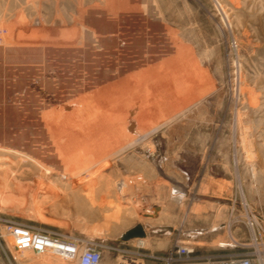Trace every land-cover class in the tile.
Instances as JSON below:
<instances>
[{
    "label": "rangeland",
    "instance_id": "obj_1",
    "mask_svg": "<svg viewBox=\"0 0 264 264\" xmlns=\"http://www.w3.org/2000/svg\"><path fill=\"white\" fill-rule=\"evenodd\" d=\"M0 218L91 241L102 264H264V0H0ZM176 244L194 252L167 262ZM0 264L67 263L0 238Z\"/></svg>",
    "mask_w": 264,
    "mask_h": 264
},
{
    "label": "built area",
    "instance_id": "obj_2",
    "mask_svg": "<svg viewBox=\"0 0 264 264\" xmlns=\"http://www.w3.org/2000/svg\"><path fill=\"white\" fill-rule=\"evenodd\" d=\"M0 218V222H1ZM0 238H7L11 250L20 254L51 255L67 264H102V248L88 240L73 236H63L60 233L49 232L40 228L23 224H10L1 227ZM174 253L166 259L174 260L173 254L186 259L194 252L186 246L176 244ZM214 264V263H213ZM217 264H253L248 256H242L234 261H221Z\"/></svg>",
    "mask_w": 264,
    "mask_h": 264
},
{
    "label": "bare ground",
    "instance_id": "obj_3",
    "mask_svg": "<svg viewBox=\"0 0 264 264\" xmlns=\"http://www.w3.org/2000/svg\"><path fill=\"white\" fill-rule=\"evenodd\" d=\"M115 13H117V12H115ZM120 13H121V12H120ZM120 13H119V14H120ZM121 14H122V13H121ZM124 14H125V13H124ZM128 14H129V11H128ZM115 15H117V14H115ZM115 15H114V16H115ZM117 16H118V15H117ZM126 16H127V15H126ZM126 16H125V18H126ZM128 16H129V15H128ZM115 17H116V16H115ZM119 17H121V19H122V16H119ZM129 17H130V16H129ZM116 18H118V17H116ZM116 18H115V19H116ZM127 18H128V17H127ZM123 19H124V16H123ZM129 19H130V18H129ZM117 20H118V19H117ZM117 20H116V21H117ZM126 20H128V19H126ZM104 21H105V20H104ZM112 21H115V20H112ZM116 21H115V22H116ZM118 21H120V20H118ZM106 22L108 23L109 20H107ZM20 23H21V24L23 23L22 25H24V23H26V22H24V20H23V21L20 22ZM111 23H113V22H111ZM123 23H124V22H123ZM17 24H18V23H16V25H17ZM29 24H31V23H29ZM113 24H114V23H113ZM119 24H120V22H119ZM14 25H15V21H14ZM104 25H105V24H104ZM104 25L101 26V27H103L102 29L104 30V32H105V34H106V36H107V38H108V37H110V30H109V28H108L107 26H104ZM109 25H110V24H109ZM117 25H118V24H117ZM7 26H8V25H7ZM11 26H13V25H11ZM25 26H26V25H25ZM25 26H24V27H25ZM29 26H30V25H29ZM113 26H114V25H113ZM125 26H126V24H125ZM125 26H124V27H125ZM14 27H16V26H13V28H14ZM26 27H27V26H26ZM30 27H31V26H30ZM118 27H119V26H118ZM120 27H121V26H120ZM124 27H122V28L124 29ZM126 27H128V26H126ZM126 27H125V28H126ZM9 29H11V28H9ZM25 29H26V28H25ZM119 29H120V28H119ZM23 30H24V29H23ZM34 30H35V28L33 29V31H34ZM116 30H117V29H116ZM116 30H115V32H116ZM121 30H122V29H121ZM121 30H120V31H121ZM125 30H127V28H126ZM8 31H9V30H8ZM30 31H31V29H30ZM33 31H31V32H33ZM112 31H114V30H112ZM6 32H7V31H6ZM10 32H11V31H10ZM31 32H29V35H28L29 38H30ZM35 32H36V31H35ZM115 32H114V33H115ZM122 32H123V30H122ZM126 32L129 33L130 31L128 30V31H126ZM7 33H8V32H7ZM12 33H13V31L11 32V34H12ZM20 33H21V32H20ZM119 33H120L119 35L121 36V35H122L121 32H119ZM127 33H125V34H127ZM8 34H9V33H8ZM33 34H34V32H33ZM123 34H124V33H123ZM125 34H124V35H125ZM129 34H130V33H129ZM131 34H132V33H131ZM12 35H13V34H12ZM36 35H37V34H36ZM36 35H35V36H36ZM38 35H39V33H38ZM38 35H37V38H36L37 40H38L39 38H41V37L38 38ZM119 35H117L118 38L120 37ZM33 36H34V35H33ZM35 36H34V38H32L33 40L35 39ZM39 36H41V34H40ZM143 36H144V35H143ZM114 37H116V36H114ZM126 37H127V36H126ZM126 37H123V38H126ZM27 38H28V37H27ZM29 38L27 39L28 41L30 40ZM42 38H44V37H42ZM121 38H122V37H121ZM123 38H122V40H123ZM128 38L130 39L131 37L129 36ZM36 39H35V40H36ZM119 39H120V38H119ZM40 40H41V39H40ZM43 40H44V39H43ZM120 40H121V39H120ZM124 40H125V39H124ZM126 40H127V38H126ZM131 40H132V38H131ZM38 41H39V40H38ZM41 41H42V40H41ZM60 41H61V40H60ZM116 41H117V40H116ZM116 41L113 40L112 42L114 43V46H111L112 43L110 44V46H111V47H114V48L117 47V48H119V49H121L120 47H122V48H124L125 50H126V49H129V48H132V45H133V44H129L130 41H129V42H123V43H121L120 41H118V42H116ZM127 41H128V40H127ZM30 42H31V41H30ZM33 42H34V41H33ZM33 42H32V43H33ZM42 42H43V41H42ZM42 42H41V44H39V42H38V44H37V42H36V43H33V46H34V45H36V46H40V47L42 46V48H43L44 51H45V49H46L45 47L52 46V50L56 47V46H55L53 43H51V42H50V43H51L50 45H46V42H45V43H44V42L42 43ZM62 42H63V41H62ZM99 42H104V40L99 39ZM130 43H131V42H130ZM27 44H28V42H27ZM29 44H31V43H29ZM48 44H49V43H48ZM31 45H32V44H31ZM29 46H30V45H29ZM36 46H35V47H36ZM80 46H83V47H84V46H86V45H80ZM80 46H79V47H80ZM87 46H88V45H87ZM26 47H27V46H26ZM31 47H32V46H31ZM89 47H90V46H88V49H89ZM96 47L98 48L97 50H99V46H98V44L96 45ZM111 47H110V48H111ZM28 48L30 49V47H28ZM28 48H27V49H28ZM50 48H51V47H50ZM35 49H37V48H34V49H33V47H32V50H35ZM56 49H57V48H56ZM80 49H81V48H80ZM84 49H85V48H84ZM90 49H91V48H90ZM90 49H89V50H90ZM112 49H113V48H112ZM30 50H31V49H30ZM32 50H31V51H32ZM40 50H41V48H40ZM47 50H49V49H47ZM57 50H58V49H57ZM68 50H69V49H68ZM71 50H72V49H70V51H71ZM75 50H77V47H76ZM91 50H92V49H91ZM113 50H114V49H113ZM115 50H116V48H115ZM117 50H118V49H117ZM175 50H176V49H175ZM38 51H39V50H38ZM38 51H37V52H38ZM70 51H69V52H70ZM120 51H121V50H120ZM128 51H129V50H128ZM128 51H127V52H128ZM27 52H29V54H31L30 51H27ZM34 52H36V51H34ZM71 52H72V51H71ZM71 52H70V53H71ZM76 52H77V51H76ZM78 52H80V51H78ZM99 52H100V51H99ZM112 52H113V51H110V54H112ZM115 52H116V51H115ZM117 52H118V51H117ZM123 52H124V50H123ZM125 52H126V51H125ZM127 52H126V55H127ZM129 52H130V51H129ZM46 53H47V52H46ZM49 53H50V52H49ZM53 53H54V52H53ZM58 53H59V52H58ZM27 54H28V53H27ZM33 54H34V53H33ZM40 54H41V53H40ZM50 54H51V53H50ZM75 54H76V53H75ZM77 54H78V53H77ZM92 54H93V53H92ZM123 54H124V53H123ZM42 55H43V53H42ZM44 55L46 56L45 53H44ZM54 55H56V54H54ZM93 55H95V54H93ZM114 55H115V58H116V54H115V53H114ZM118 55H120V53H118ZM25 56L27 57V55H25ZM29 56H30V55H29ZM32 56H33V55H32ZM40 56H41V55H40ZM45 56H44V57H45ZM33 57H34V56H33ZM44 57H42V60H43ZM50 57H51V56H50ZM53 57H54V56H53ZM59 57H60V56H59ZM85 57H86V56H85ZM112 57H113V54H112ZM27 58H28V57H27ZM29 58H32V57H29ZM37 58L39 59V57H37ZM45 58H48V57H45ZM55 58L57 59V57H55ZM79 58L82 59V57H79ZM88 58H89V57H88ZM121 58H122V57L120 56V60H121ZM15 59H16V58H15ZM94 59H95V58H94ZM16 60H17V59H16ZM23 60H24V59H23ZM40 60H41V59H40ZM45 60H46V59H45ZM83 60H84V59H83ZM117 60H118V58H117ZM122 60H123V59H122ZM12 61H13V60H12ZM49 61L51 62V60H49ZM94 61H95V60H94ZM115 61H116V60H115ZM50 62H49V64H50ZM92 62H93V61H92ZM92 62H91L90 64H92ZM118 62H119V61H118ZM13 63H14V62H13ZM30 63H31V62H29L28 64H30ZM45 63H46V62H45ZM51 63H52V62H51ZM54 63H55V62H54ZM87 63H88V61H87ZM116 63H117V62H116ZM22 64H23V63H22ZM32 64H33V62H32ZM96 64H98V63H96ZM96 64H94V65H96ZM121 64H122V63H121ZM13 65H14V64H13ZM42 65H43V64H42ZM52 65H53V64H52ZM92 65H93V64H92ZM92 65H91V66H92ZM116 65H117V64H116ZM141 65H142V64H141ZM17 66H18V65H17ZM29 66H30V65H29ZM35 66H36V65H35ZM96 66H97V65H96ZM96 66H95V67H96ZM118 66H121V65L118 63ZM146 66H147V65H146ZM18 67H19V66H18ZM43 67L45 68L46 66L44 65ZM47 67H48V65H47ZM97 67H99V66H97ZM110 67H111V66H110ZM110 67H109V68H110ZM116 67H117V66H116ZM121 67H122V66H121ZM29 68H30V67H29ZM33 68H34V67H33ZM52 68H53V67H52ZM99 68H100V67H99ZM91 69H93V67H92ZM113 69H115V67H113ZM113 69H112L109 73H111V72L113 71ZM118 69H120V68H118ZM15 70H16V69H15ZM28 70H29V69H28ZM38 70H39V68H38ZM40 70H41V69H40ZM13 71H14V70H13ZM31 71H32V70H31ZM34 71H35V69H34ZM41 71H43V70H41ZM94 71H95V72H94ZM94 71L92 70V73H93V72H94V73L97 72L96 69H95ZM123 71H124V70H123ZM37 72H38V71H37ZM39 72H40V71H39ZM99 72H100V70L98 71L97 74H99ZM115 72H117V70L114 71V73H115ZM155 72H156V71H155ZM109 73H108V74H109ZM112 73H113V72H112ZM112 73L110 74V76H113V75H114V74L112 75ZM127 73H128V71H127ZM15 74H16V73H15ZM42 74H43V73H42ZM106 74H107V73H106ZM115 74H117V73H115ZM155 74H156V73H155ZM16 75H17V74H16ZM30 75H31V74H30ZM107 76H108V78H109V75H106V77H107ZM118 76L120 77V75H118ZM127 76H128V74H127ZM106 77H105V79H106ZM113 77H114V76H113ZM151 77H152V76H151ZM155 77H156V76H155ZM155 77H154V78H155ZM157 77H158V76H157ZM162 77H163V76H162ZM164 77H165V76H164ZM164 77H163V78H164ZM40 78H41V75H40ZM110 78H111V77H110ZM115 78H117V77H115ZM115 78H113V79H115ZM158 78L160 79V77H158ZM165 78H166V77H165ZM121 79H123V77H120V80H121ZM161 79H162V78H161ZM41 80H42V78H41ZM110 80H111V79H110ZM116 80H118V78L114 80L115 83H112V82H110V83L117 85L119 82H122V81L119 80V82H117V84H116ZM123 80H124V79H123ZM125 80H126V79H125ZM170 80H171V79H170ZM114 81H113V82H114ZM46 82H47V81H46ZM46 82H44V83H46ZM156 82H157V81H156ZM163 82H164V81H163ZM167 82H168V81H167ZM107 83H109V80H108ZM112 84H111V85H107V86H111V87H112ZM119 84H120V83H119ZM163 84H164V83H163ZM170 84H171V83H170ZM153 85H154V84H153ZM123 86H124V85H123ZM125 86H126V85H125ZM148 86H149V85H148ZM150 86H151V85H150ZM111 87H110V89H111ZM115 87H117V86H115ZM119 87H121V86L119 85L118 88H119ZM151 87H152V86H151ZM158 87H159V86H158ZM160 87H161V86H160ZM105 88L108 89V91H109V87H105ZM122 88H123V87H122ZM125 88H126V87H125ZM128 88H130V87L128 86ZM157 89H158V88H157ZM160 89H161V88H160ZM163 89H164V88H163ZM113 90H114V88H112V91H113ZM115 90H117V89H115ZM115 90H114V91H115ZM119 90H120V89H119ZM119 90H117L116 92L119 93ZM129 90H130V89H129ZM153 90H154V89H153ZM121 91L124 92L125 89L123 88V89H121ZM121 91H120V93H121ZM170 91H171V90H170ZM105 92H107V91H105ZM116 92H115L114 94H116ZM168 92H169V91H168ZM118 93H117V94H118ZM120 93H119V95H120ZM125 93H126V92H125ZM125 93H124L123 95L126 96ZM169 93H170V92H169ZM114 94L112 93L111 95H114ZM160 95H161V94H160ZM160 95H159V96H160ZM123 97H124V96H122V98H123ZM119 98H120V97H119ZM103 100H105V97L103 98ZM118 100H119V99H116V102H117V103H118ZM122 100L125 102V98L122 99ZM119 101H120V100H119ZM123 101H122V102H123ZM103 102H104V104H106L105 106H107V102H106V103H105V101H103ZM120 102H121V101H120ZM114 107L116 108L117 106L114 105ZM120 107H121V104H120V106L118 107V109H119ZM165 107H166V106H165ZM109 108H110V107H109ZM122 108H123V106H122ZM128 109H129V108H128ZM116 110H117V108H116ZM118 111H120V110H118ZM142 111H143V110H142ZM162 111H163V110H162ZM144 112H145V111H143V113H144ZM80 113H81V112H80ZM143 113H142V114H143ZM165 113H166V112H165ZM165 113H164V114H165ZM85 114H86V113H85ZM142 114H141V115H142ZM149 115H150V114H149ZM75 116H76V115H75ZM80 116H81V115H80ZM86 116H87V114H86ZM138 116H139V115H138ZM142 116H143V115H142ZM142 116H140V117H142ZM153 116H154V115H153ZM84 117H85V116H84ZM136 117H137V116H136ZM145 117H146V116H145ZM154 117H155V116H154ZM78 118H79V117H78ZM96 118H97V117H96ZM151 119H153V118H151ZM137 120H138V119H137ZM139 120H140V118H139ZM139 120H138V121H139ZM145 120H146V119H145ZM45 121H46V120H45ZM66 121H67V120H66ZM64 122H65V121H64ZM136 122H137V121H136ZM45 123H46L47 125L44 124V129H45V126H46V129H47V130L51 129V127H53V125H55V124L52 125V123H48V121H46ZM65 123H66V122H65ZM75 123H76V122H75ZM138 123H139V122H138ZM56 125H57V124H56ZM55 128H56V127H54V129H55ZM44 129L42 128V130H44ZM51 130H52V129H51ZM53 131H54V130H53ZM24 132H25V131H24ZM47 132H48V131H47ZM55 132H56V131H54L53 133H55ZM26 133H27V132H26ZM49 133H50V132H49ZM46 134H47V133H46ZM44 135H45V134H44ZM48 135H50V134H48ZM49 137H50V136H49ZM65 138H66V137H65ZM48 139H49V138H48ZM65 141L68 142L66 139H65ZM45 142H47V141H45ZM72 142H73V141H72ZM52 145H53V144H52ZM46 146H47V145H46ZM55 146H56V147H54V148H55V154H57V156H59V157L62 159L63 163H65V162L67 163L68 160H67V161H64V160L67 159V157H71V156L73 155L72 152L69 150L70 147H69V148H68V147L66 148V147L64 146V147H65V148H64V147H60V145H55ZM42 147H43V146H42ZM52 148H53V147H51V149H52ZM47 149H48V148H47ZM51 149H49V150H51ZM70 149H71V148H70ZM51 151H52V150H51ZM53 151H54V150H53ZM74 151H75V150H74ZM60 158H59V159H60ZM72 158H73V157H72ZM79 158H81V156H80ZM69 159H70V158H69ZM81 159H82V158H81ZM81 159H80V161H82ZM70 161H71V160H70ZM80 161H78V162H80ZM68 163H69V162H68ZM71 163L74 164L73 162H71ZM72 164H71V165H72ZM82 164H83V163H82ZM65 165H66V164H65ZM79 165H81V163H80ZM69 166H70V164H69ZM69 166H68V167H69ZM76 166H77V165H76ZM81 166H82V165H81ZM71 168H72V167H71ZM73 168H74V167H73ZM73 168H72V169H73ZM77 168H78V167H77ZM74 169H75V168H74ZM80 169H81V167H80ZM80 169L78 168V170H80ZM83 169H84L83 171L87 170V168H83ZM66 171H67V169H66ZM70 171H71V170H70ZM74 171H76V170H74ZM68 172H69V171H68ZM80 172H81V171H80ZM74 173H75V172H74ZM78 174H79V173H78ZM78 174L75 173V175H78ZM176 194H177V193H176ZM140 241H141V240H140ZM141 242H143V241H141ZM143 244H144V242H143ZM143 244H142V245H143Z\"/></svg>",
    "mask_w": 264,
    "mask_h": 264
},
{
    "label": "crops",
    "instance_id": "obj_4",
    "mask_svg": "<svg viewBox=\"0 0 264 264\" xmlns=\"http://www.w3.org/2000/svg\"><path fill=\"white\" fill-rule=\"evenodd\" d=\"M151 68H153V67H151ZM135 75H137V74H139V72L138 71H135V73H134ZM126 78H128V77H125L124 78V80L122 79L121 81H123V82H125V79ZM107 85H109V84H107ZM107 85H105V87H109V86H107ZM104 87V86H103ZM156 231H154L153 233H155ZM155 236V235H154ZM170 236L172 237L173 235H172V233H170ZM171 237H169V238H164V239H159V238H156V237H154L155 238V240L154 241H152L153 239H151V249H149V252L151 253V254H154V253H159V254H169L170 253V251L172 250V248H173V246H174V240H171ZM152 238V237H151ZM205 238H206V236H205ZM212 240V239H211ZM141 241H143L144 242V239L143 240H141ZM140 240H139V243H140V245L139 246H143L144 244H143V242H141ZM204 243H208V242H204ZM143 244V245H142Z\"/></svg>",
    "mask_w": 264,
    "mask_h": 264
},
{
    "label": "water",
    "instance_id": "obj_5",
    "mask_svg": "<svg viewBox=\"0 0 264 264\" xmlns=\"http://www.w3.org/2000/svg\"><path fill=\"white\" fill-rule=\"evenodd\" d=\"M145 237H146V232L141 225H138L135 228L131 229L124 236L125 239L145 238Z\"/></svg>",
    "mask_w": 264,
    "mask_h": 264
}]
</instances>
